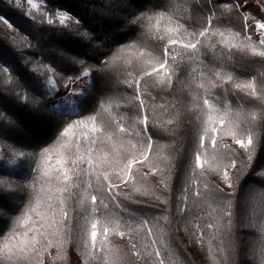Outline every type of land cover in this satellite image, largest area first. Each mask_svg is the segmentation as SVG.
<instances>
[{"label": "trees", "instance_id": "16d2710c", "mask_svg": "<svg viewBox=\"0 0 264 264\" xmlns=\"http://www.w3.org/2000/svg\"><path fill=\"white\" fill-rule=\"evenodd\" d=\"M41 1L44 11H33L29 16L22 7L8 0H0V16L5 17L13 26L12 34L5 32L0 26V66L8 68L12 77L10 83H5L7 77L0 74V234L7 231L12 218L20 215L33 195L28 185L39 183V174L35 171L39 161L31 154L49 148L52 154L49 163L54 164L58 134L66 122L86 118L97 109L98 103H107L110 98L114 105L118 103L121 107H113L111 115L102 112L98 120H103L110 131H115L111 125L112 117L120 119L123 116L122 123L131 131L136 113L128 99L133 92L122 82L128 79L125 72L138 74L140 71V63L135 59L136 49H147L158 54L162 45L154 38L153 32L148 30L147 21H129L141 13L153 15L156 12H165L189 30H195L205 23L206 17L212 14L211 9L214 8V29L239 33V38L226 35L235 44H241L245 35L251 36L254 42L258 41L260 33L253 25L252 18L264 21V0H211V4L209 0ZM223 5H231V11L223 10ZM57 10L67 12L79 24L69 20L67 26L60 25L57 22L58 16L55 15ZM244 14L249 16L247 29L243 20ZM48 18H52L54 23L48 24ZM83 33L88 36L82 35ZM212 43L215 45L214 50L201 48L198 56V60H202L205 66L217 70L223 68L224 72L233 74L239 80L254 77L258 85L264 84V58L236 48L227 50L218 36L212 38ZM130 44L135 48L119 51ZM128 53H132L131 57ZM113 57L116 59L113 60ZM129 59L132 60L131 67L125 64ZM74 60H83L94 66L90 76L91 85L88 86L87 99L81 105L79 116L59 115L52 110V104L66 93L64 84L67 81L63 78H75L80 74V65L74 63ZM109 60H113L112 64L104 68L102 62ZM44 66L55 69L57 92L53 95H49L50 89L47 85L51 74ZM193 81L186 63L177 67V75L173 77L171 88L154 87L151 79L147 81L148 89L155 98H144L149 115L148 132L153 141L149 156L153 165L164 169V173L150 174L146 181H140L138 177L136 186L141 187L140 192H134L131 184L122 185V194L117 196V200L121 209H126V212L115 210V215L122 221H131L134 226L140 222L136 218L148 220L150 225H155L153 235L166 258V264H169V260H174L175 264H260L259 237L257 229L251 224L254 218L259 223L264 215V175H258L264 171V120L249 125L258 137L250 167L246 166L247 154L233 144L225 131L219 133L223 137L222 142L232 145L238 152L235 157L236 168L229 169L233 177L232 189L212 172L206 173L204 177L199 176L198 172L196 176H190L189 148L197 133L198 115L193 107V96L202 94ZM205 86L207 87L206 81ZM224 87L226 92L219 87L211 90V95L219 98L214 101L217 108L223 110L225 104L231 105L234 112L242 111V121L246 119L249 111H264L258 101L246 97L242 92L234 91L229 84ZM177 112V124L167 125V120L176 119ZM120 138L125 143L132 140L138 146L145 143L134 132L131 135L121 134ZM59 140L62 141L63 138L59 137ZM18 151L29 155L20 157L16 154ZM164 156L170 158L171 168L162 162ZM15 158L17 160L12 167L9 164ZM141 171L148 172L149 169L143 167ZM163 175L168 176L167 190H163L161 186ZM193 179L200 186L208 183L210 188L218 186L225 193L234 191V195L225 196L212 192L204 193L201 199H196L191 194ZM185 187L189 188L186 202L189 210L181 218L178 208L181 206L180 197L184 194L182 189ZM144 188L148 189L146 195ZM124 194H130L131 199H125ZM155 196H162L167 203L156 200ZM223 201L231 202L226 209L232 213L231 217L221 216ZM105 202L109 203L107 199ZM209 204L217 208L212 215L219 218V227L211 231L204 229V243L200 244L193 238L189 221L199 222L201 226L206 221L216 223L215 220L207 218V214L211 212ZM67 206L70 219L67 221L69 232L63 249L64 259L53 260L57 249L52 248L49 250L51 257L47 254L44 256V264H84L82 242L78 239L83 213L75 197L68 201ZM165 215L168 217L167 222L156 225V218ZM158 228L164 229L167 248L160 244ZM144 235V232L134 234L135 242L141 250L145 243L141 240ZM110 239L113 247L119 246L123 251H128L127 238L111 236ZM92 264H102V256ZM135 264L150 262L135 260Z\"/></svg>", "mask_w": 264, "mask_h": 264}, {"label": "snow or ice", "instance_id": "6c2138e0", "mask_svg": "<svg viewBox=\"0 0 264 264\" xmlns=\"http://www.w3.org/2000/svg\"><path fill=\"white\" fill-rule=\"evenodd\" d=\"M30 6L26 13L31 16L32 9H39L40 5L34 0H26ZM211 4V0H209ZM18 6H20L18 4ZM223 10L231 11V5H223ZM215 9H211V15L206 17L205 23L198 29L189 30L184 24L173 20L165 12H156L153 15L141 13L134 17L129 23H143L147 21V28L153 32L154 38L160 42L158 54H154L147 49H136L135 59L140 63L138 74L132 71H126L128 79L122 81L132 90L133 95L129 97V103L132 104L136 113L131 131L125 128L121 116L120 119L112 117L111 125L115 131H110L103 120H98L102 112L109 115L113 107L119 109L120 104H113L109 98L107 103L100 102L93 113L84 119H75L66 122V125L58 134V150L56 151V160L50 164L52 159L51 149L44 148L39 153H32L31 156L38 160L35 171L38 184L30 183L28 187L32 189L33 195L25 204L21 213L12 218V223L6 232L0 234V264H44V256L51 257L52 248H56V256L53 260H63V249L67 243V233L69 227V209L68 201L76 198L78 207L83 213L81 220V232L78 239L82 242L84 264H92L99 256H102V264H135V260H148L150 264H166V258L161 253V247L158 246L156 237L153 235L155 225H150L148 220L139 219L135 226L131 221H122L115 215V210L121 209L117 196L122 185H133L134 192H140L141 187H137V179L146 181L150 174H163L164 169L154 166L149 153L153 148L152 136L148 132L149 115L145 105V97L150 100L152 97L148 89L147 81L151 79L154 87L171 88L173 77L177 75V67L180 64L189 65V75L194 78L196 87L202 94L193 96L194 109L197 111V133L189 148V175L204 177L206 173L217 174L221 181L232 189L233 177L229 169H235L238 155L237 149L232 145L224 144L223 137L219 135L222 131L231 137L233 144L247 154V165L250 167L251 161L255 156L258 137L254 134L249 125L264 120V111L255 110L247 113L246 119L241 120L242 111H233L231 105L225 104L223 110L216 107L214 101L218 97L211 95V90L221 88L225 92V84L231 85L234 91L244 93L246 97L258 101L264 108V84L258 85L253 77L248 80H239L231 73H226L221 69H210L198 60L201 48H211L213 37H220L225 49L236 48L240 51H247L253 56L264 58V21L252 18V23L257 32L260 33L258 41H252L251 36L245 35L241 44H235L227 37L239 38V33H232L230 30L214 29L213 19ZM46 15V14H45ZM58 16V23L67 26L69 20H74L78 25L79 21L70 17L67 12L59 11L55 13ZM245 28L249 27L248 14L243 15ZM164 21L162 25L161 22ZM48 24H53L54 20L48 18ZM0 23L7 28L12 29V24L0 16ZM82 35L88 36L87 33ZM244 41H247L245 43ZM135 48L134 45H126L120 52L126 49ZM131 57L132 53H128ZM116 57H113V60ZM113 60L102 62L104 68H108ZM74 63L80 65V74L75 78L64 77L67 81L64 84L66 94L52 104V110L59 115H80V108L87 99L88 85L91 81L88 79L93 72V67L83 60H74ZM125 64L131 67L132 60H126ZM50 73L47 85L50 89L49 95L57 92L55 69L44 66ZM100 71L101 69H95ZM210 73V75H209ZM0 74H4L7 79L5 83H10L12 77L6 67L0 66ZM83 81L86 85L83 89L68 90V85ZM207 82V87L205 86ZM143 82V83H142ZM27 98L26 96L24 97ZM126 107V105H125ZM171 107L175 108V105ZM242 108V106H241ZM179 120V113H176V119L166 121L167 125H176ZM139 125V127H136ZM163 127V125H161ZM79 130V131H77ZM167 130V129H165ZM134 132L136 137L141 138L145 143L137 145L132 140L126 143L120 138L121 134L131 135ZM62 137L63 140H59ZM20 157L28 156L24 151L16 153ZM162 162L171 168V161L168 156L162 157ZM147 167L148 172L141 169ZM264 175V171L258 173ZM168 176L163 175L161 186L163 190L168 189ZM161 189H156L159 191ZM183 195L180 197L181 206L178 213L182 218L184 213L189 210L188 201L189 188L182 189ZM223 194L225 196L234 195L225 193L218 186L209 187L208 183L199 185L198 181H191V194L196 199H201L204 193ZM144 194H148V189L144 188ZM125 199H131L130 194H124ZM154 195V192H153ZM105 199L109 203L105 202ZM156 200L167 203L162 196H155ZM136 203H139L136 201ZM205 203H208L205 200ZM230 201H223L224 208L220 209L223 217H231L232 213L226 209L230 206ZM111 204V207H110ZM211 212L207 214L208 220H215L216 223L205 222L203 226L199 222L189 221L192 229L193 238L197 243H204V229L209 231L218 229L219 218L212 215L217 211L212 207ZM255 216V214H254ZM203 219V218H201ZM168 217L162 216L156 218V225L161 222L166 223ZM231 221H228L230 226ZM252 227L257 229L259 237V261L264 264V215L261 216L259 223L253 219ZM187 231V227L185 228ZM144 232L141 237L145 241L142 250L135 242L134 234ZM160 244L167 248L164 241V229L158 228ZM111 236L127 238L128 251H123L119 246H112ZM211 251V249H210ZM254 251H256L254 249ZM99 254V255H98ZM169 264H175L174 260H169Z\"/></svg>", "mask_w": 264, "mask_h": 264}, {"label": "rangeland", "instance_id": "374dc122", "mask_svg": "<svg viewBox=\"0 0 264 264\" xmlns=\"http://www.w3.org/2000/svg\"><path fill=\"white\" fill-rule=\"evenodd\" d=\"M8 1H10V2H12V3H14V4H16V5H20V7H22L25 11H26V9H28L30 6H28L27 4H26V0H8ZM34 2L35 3H37V4H39L40 5V8L39 9H32L31 10V12H35V11H44V9L42 8V4H43V2L41 1V0H34ZM6 19V18H5ZM0 26L3 28V30L5 31V32H7V33H11L12 34V30H13V27H12V29H9V28H7L4 24H2V23H0ZM13 36V35H12ZM89 80H91V78L89 77L88 78ZM89 86V85H88ZM87 86V87H88ZM84 87H86V85H85V83L81 80V81H77L76 83H71V84H69V86H68V90H74V89H83ZM66 94V93H65ZM65 94H63V95H61V96H59L57 99H56V101H59ZM16 158L14 159V161L13 162H11L9 165L10 166H14L15 165V163H16Z\"/></svg>", "mask_w": 264, "mask_h": 264}]
</instances>
